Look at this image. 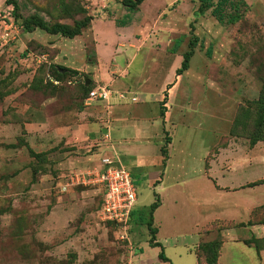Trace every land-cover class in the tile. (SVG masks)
I'll use <instances>...</instances> for the list:
<instances>
[{"label":"rangeland","instance_id":"1","mask_svg":"<svg viewBox=\"0 0 264 264\" xmlns=\"http://www.w3.org/2000/svg\"><path fill=\"white\" fill-rule=\"evenodd\" d=\"M14 1L15 9L9 0H0V264H169L151 249L156 238L144 207L154 195L140 170L126 166L139 201L125 239L120 238L121 227L101 220L99 188L61 186L71 169L95 162H70L69 156L86 149L78 141L52 151L46 142L58 121L52 116L70 109L80 112L100 72L134 77L140 101L128 103L140 106L146 119L164 110L172 88L181 99L176 119L166 126L173 145L169 173L186 180L180 183L184 197L172 207L175 217L158 237L172 264H191L190 251L202 264H218L222 229L245 226L249 219L264 221V0H244L240 16L231 22L218 21L212 7L200 12L201 0H143L133 10L121 0ZM226 11L233 8L227 5ZM32 15L50 24H73L86 15L92 19L79 35L68 38L32 25L25 31L23 20ZM190 50L188 68L177 74ZM72 57L80 63L77 73L56 77V66L70 68ZM51 97L55 103H46ZM39 112L43 119L51 118L37 133ZM100 136L95 145L104 139ZM72 148L70 155L59 153ZM215 179L221 185L244 181L242 186L249 187L233 195L220 192L213 196L218 203L202 213L196 197L199 190L213 188ZM235 199L252 205L246 223L214 221L201 230L204 238L194 242L203 224L215 218L229 213L247 217L244 209L233 207ZM256 224L245 232L249 239L264 225ZM261 225L256 241L237 246L263 250ZM222 262L247 264V258L233 249L223 253Z\"/></svg>","mask_w":264,"mask_h":264},{"label":"crops","instance_id":"2","mask_svg":"<svg viewBox=\"0 0 264 264\" xmlns=\"http://www.w3.org/2000/svg\"><path fill=\"white\" fill-rule=\"evenodd\" d=\"M68 63L69 66L73 67L72 69H79L80 63L74 60L73 57L72 59H69ZM106 75L107 74L104 75L103 72H100L97 77L93 78L92 84H108L113 91V94L109 101L89 102L87 101V99H85L86 102L84 103V105L82 107H79L80 112H72V109H70L66 112H63L61 115L58 114V116H52L53 119L56 118L58 121L54 123V125H52V132H50V135L46 137V142L51 143L49 147L51 146L50 148L54 152H57L59 150L57 148L59 144H69L72 141H78L79 144L85 146L86 149H83L81 147L78 151L80 154L75 157L69 156L70 154H72V151H74V148L59 151V153L68 151V156L69 160L71 159V163L78 162L87 164L89 163V161L93 160L95 162L94 165L98 166L100 164L101 157L109 156L115 158L117 163L124 165L125 167L129 166L130 168H137L138 170H140L139 174L142 178V181L146 184L147 188L150 191L153 190L154 195L153 199L149 201L148 205H146L144 208L148 209L152 202L158 199V206L154 209L152 214V226L156 228V241L161 243L160 239L158 238L159 233L163 226L173 221L172 218L175 217V214H172L171 209L172 207L177 206L179 202H181V197H184V192L181 191L180 183H186L185 179H180L177 175L169 173L171 161V152L169 153V150L170 148L172 149L173 145L172 136L170 135V132L167 130L166 126L167 123L172 124L173 122L171 121H174L176 119V117L174 116L176 112L175 109H177V106H179L178 104H180L181 99L180 101H177L178 99L174 96V94L177 95V90L175 87L172 88L171 97L173 95V98H168L164 110L162 112L159 111L158 114L155 113L153 114V116L147 117L146 119L144 116L143 118L140 114V106L131 108L128 103L130 102L132 103V105H134L135 103L137 104L140 101V97L138 95L140 84L133 81L134 77L130 74L113 77L111 76V72L108 73L107 76ZM95 84H93L92 86H94ZM122 92L126 94L124 97H120L119 95ZM170 93L168 92V95H170ZM132 96H135L136 100H131ZM150 98L151 97H148L147 100H150ZM48 99L49 100L46 101V103H55L53 97ZM37 116L38 119L35 121L34 127L36 132L40 133L41 131H39V129L49 123V119L51 118V116H45V119H43V116L40 112L39 114H37ZM29 126L30 123H26L24 129H27L29 131ZM100 134L104 139L102 141H99L100 143H98V145H95L94 141H98L101 138ZM42 135L43 134H40L39 137H42ZM39 140L41 141L42 139ZM44 150L47 151L49 150V148H46ZM207 164L206 174L209 178L211 177L209 171V169H211V165L210 163ZM213 181V188H208V190H210L211 192V198L209 197L208 190L206 189L199 190L198 197H196V204L202 213L209 212V210L212 209L211 206H214L218 203V201L215 202L213 196H216L218 198L220 192H222L221 195H233L240 191L244 192L245 189L249 187L242 186L245 183L244 181L231 183L230 185H221L216 181V179ZM258 185L261 186L262 184L260 183ZM227 187L229 189H225ZM236 187L238 189L235 190ZM213 191L214 194L212 193ZM164 197H167V199L165 200ZM138 201L139 194L137 203ZM245 202H239L236 199L231 201L233 207L237 208V211L240 209H244L247 217H244L243 219L239 217L236 218L233 216V214L229 213V215L224 218H215L212 221L203 224L202 228L198 230L194 242L197 241L198 243L200 239L204 238V234H202L201 230L214 221L236 220V222L238 221L246 223V220L250 216L252 205H250V202ZM215 208L218 207L215 206ZM251 225L254 226L253 224ZM251 225L247 224L244 226L243 224L242 226L224 228L221 230V236L224 237V240L222 241V244L220 246L219 256L217 260L218 264H225L222 262L223 253L226 252L227 255V253L231 252L233 249H237L238 251L240 250V252H243L245 254L247 258V264H264V249L257 251V249L253 246V249L246 250L237 246L239 243L248 245L243 240L249 239L251 237L245 234L246 231L251 232ZM259 225L254 231L255 234L253 233L254 238H258L262 235L260 233L258 235L257 229L258 227H260ZM240 229H242V232H236ZM151 247V249L156 250L155 254L157 253L158 256L160 247ZM190 253L194 256V260L191 261V264H198L196 254L191 251Z\"/></svg>","mask_w":264,"mask_h":264},{"label":"built area","instance_id":"3","mask_svg":"<svg viewBox=\"0 0 264 264\" xmlns=\"http://www.w3.org/2000/svg\"><path fill=\"white\" fill-rule=\"evenodd\" d=\"M7 35L8 33H5L2 37L5 38ZM54 83L58 81L55 80ZM112 94L113 91L108 84L98 83L90 89L86 99L89 102H108ZM119 95L124 97L126 94L122 92ZM131 100H136V97L132 96ZM65 180L61 185L63 189L68 186L99 188L101 220L111 222L114 227H121L124 235L121 234L120 238L127 237L125 230L137 201L136 183L127 167L117 163L115 158L104 156L100 158L98 166L71 169Z\"/></svg>","mask_w":264,"mask_h":264},{"label":"trees","instance_id":"4","mask_svg":"<svg viewBox=\"0 0 264 264\" xmlns=\"http://www.w3.org/2000/svg\"><path fill=\"white\" fill-rule=\"evenodd\" d=\"M143 0H121V3L123 5H125L127 8L129 9H134L136 8ZM10 3L13 4L14 9L16 8V3L14 0H9ZM244 4V0H218V2L216 4H213V2L209 1V0H201V3L199 5V11L202 12L204 9L212 7L211 9V13L216 17V19L220 22L223 21H234L236 20L239 16H240V12H239V5L240 4ZM227 5H230L233 8V12H227L226 8ZM92 19V16L90 15H86L81 19H76L74 20L73 24H68V23H61V22H54L52 24L48 23L44 18L38 16V15H32L28 18H24L23 20V28L25 31L29 30L30 26H36L39 27L43 30H45L48 33L51 34H58L60 33L61 35L68 37V38H73L76 35H79L82 31L83 28H85L86 26H88V24L90 23ZM192 50L185 52L183 55V60L181 61V66L178 68L177 70V74L180 73L182 70H185L186 68H188V61H189V57L191 54ZM56 72L58 76H64V75H68L70 73H77V70L72 69V68H68L65 66H60L57 65L56 66ZM36 82H34L35 84ZM93 86L91 85L90 88L88 89L87 95L90 91V89ZM262 139V138H260ZM165 150V149H164ZM263 181H259V183H262ZM251 185H254V183H252ZM249 186V185H248ZM75 188H83V186H77ZM158 206V200L156 199L154 202H152V204L149 206V220L147 222L148 227L150 228V231L152 233L153 236H155L156 233V228L153 227V211L154 209ZM134 214V210L131 212V216ZM109 223V222H108ZM111 223V222H110ZM258 223H264V221H260V222H256ZM251 222V219H249L247 221V224H256ZM211 224V223H210ZM243 225V224H242ZM252 241H256V238L252 237L251 239H246L244 240L245 243H250ZM154 246H158L160 247V251L158 253V258L166 263L172 264L171 260L165 255L164 251H163V246L160 242L158 241H154ZM258 251V250H257ZM198 254H197V260H198V264H202L199 259H198ZM203 264H216V260L209 262V263H203Z\"/></svg>","mask_w":264,"mask_h":264},{"label":"water","instance_id":"5","mask_svg":"<svg viewBox=\"0 0 264 264\" xmlns=\"http://www.w3.org/2000/svg\"><path fill=\"white\" fill-rule=\"evenodd\" d=\"M88 83V82H87Z\"/></svg>","mask_w":264,"mask_h":264}]
</instances>
